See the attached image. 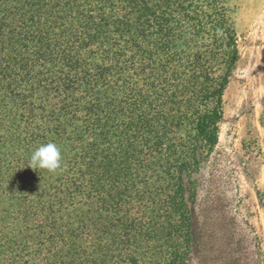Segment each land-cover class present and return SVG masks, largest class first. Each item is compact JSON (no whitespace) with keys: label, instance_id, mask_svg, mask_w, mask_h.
I'll list each match as a JSON object with an SVG mask.
<instances>
[{"label":"trees","instance_id":"trees-1","mask_svg":"<svg viewBox=\"0 0 264 264\" xmlns=\"http://www.w3.org/2000/svg\"><path fill=\"white\" fill-rule=\"evenodd\" d=\"M44 1L0 0V264H187L235 56L225 18L176 53L181 20L144 0ZM117 14L118 32L90 33ZM49 142L61 167H28Z\"/></svg>","mask_w":264,"mask_h":264},{"label":"rangeland","instance_id":"rangeland-1","mask_svg":"<svg viewBox=\"0 0 264 264\" xmlns=\"http://www.w3.org/2000/svg\"><path fill=\"white\" fill-rule=\"evenodd\" d=\"M52 1L45 0L44 7ZM144 2L160 7L167 19L181 20L167 44L171 52L204 51L206 43L191 44L187 38L197 34L210 41L221 29L222 17L234 41L235 56L222 92L218 143L198 174L187 264H264V0ZM98 18L93 17L90 31L94 37L98 29L105 36L118 32V14ZM56 25L44 20L41 30L48 28L52 33ZM149 31L156 32V27L151 25ZM23 42L27 39L18 41L15 48L23 51ZM9 145L0 139L3 149ZM23 157L24 152L18 154L15 164L21 165Z\"/></svg>","mask_w":264,"mask_h":264},{"label":"clouds","instance_id":"clouds-1","mask_svg":"<svg viewBox=\"0 0 264 264\" xmlns=\"http://www.w3.org/2000/svg\"><path fill=\"white\" fill-rule=\"evenodd\" d=\"M61 150L52 142L39 146L32 153L28 167L31 169H44L55 172L61 167Z\"/></svg>","mask_w":264,"mask_h":264}]
</instances>
